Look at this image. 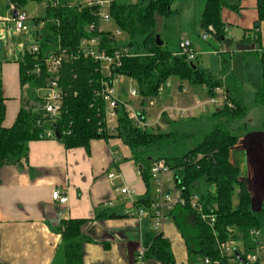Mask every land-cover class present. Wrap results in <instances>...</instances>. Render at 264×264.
Returning a JSON list of instances; mask_svg holds the SVG:
<instances>
[{
	"label": "trees",
	"instance_id": "16d2710c",
	"mask_svg": "<svg viewBox=\"0 0 264 264\" xmlns=\"http://www.w3.org/2000/svg\"><path fill=\"white\" fill-rule=\"evenodd\" d=\"M27 2L28 0H10L11 4L18 7ZM175 2L176 0H137L135 3L115 1L111 11L114 24L129 35L127 46L138 53L139 49L144 50L143 55L139 53L124 58L120 71L137 83L142 99L159 96V88L172 78H178L181 83L187 81L192 86H206L210 97L217 95L216 88H224L226 101L232 106L226 104L213 112L211 119L214 124L209 131L197 136L177 131L143 130L133 125L123 106L118 108V126L114 131L110 130L104 122L106 104L96 94L100 79L98 63L93 59L74 58L65 61L60 72V85L65 93L63 112L52 126L47 124L41 109H34L26 103L20 109L14 124L5 127V97L0 78V167L27 160L29 142L41 139L40 134L48 127L56 130L59 134L56 138L68 149H89L94 139L121 138L130 149L147 187V198L138 202L148 204L151 198V166L154 160L164 159L174 172L176 185L183 190L186 203L177 205L170 212V217L185 240L189 254L188 264H201L205 258H209L211 264H228L226 257L219 251L218 243L229 239L241 241L244 246V252L240 253L242 259L238 258L236 264H260L259 261L249 262L246 256L260 246V237H252L249 231H261L264 209L259 212L251 209L250 194L240 180L238 168L231 161V150L238 138L228 128L231 122L246 114L244 82L230 71L222 70L220 75H216L201 69L194 60L176 55L164 45L156 43V36L159 34L158 18L169 16L174 11ZM227 5L228 0H206L199 21L206 32H212L219 40L225 39L221 10ZM229 6L238 8L235 5ZM45 10V16L34 17L35 24L48 21L42 32L40 52L27 53L18 62L21 85L28 86L31 91L47 83L49 74L44 68V61L48 51L58 44L69 49L76 48L86 35L87 25L94 20L90 9L54 8L48 4ZM258 12L259 19L255 28H259L260 22L264 20V0H258ZM104 42L110 45V37L105 36ZM114 44L120 46L116 41ZM240 44L245 45V40ZM2 51L3 42L0 40V57L5 60ZM258 59L262 68V83L257 87L255 98L256 102L264 106V50L259 53ZM37 65L43 66L40 75L32 73ZM165 146H173L182 152L172 156L152 155ZM195 194H199L204 212L215 215L213 225L202 220L193 208L192 199ZM235 194L238 196L236 205ZM108 216L117 217L115 213ZM86 222V219L61 221L58 230L65 264H83V244L89 240L82 232ZM144 246V259L175 264L171 243L162 232H148Z\"/></svg>",
	"mask_w": 264,
	"mask_h": 264
},
{
	"label": "crops",
	"instance_id": "0c3cea01",
	"mask_svg": "<svg viewBox=\"0 0 264 264\" xmlns=\"http://www.w3.org/2000/svg\"><path fill=\"white\" fill-rule=\"evenodd\" d=\"M205 3L206 0L194 13L195 21H200ZM228 3L238 8L229 5L222 8L225 39L220 41L236 43L240 52L258 57L264 50V20L255 28L259 19L258 0H228ZM173 10L179 13V8ZM13 13L10 0H0V40L5 57L0 78L5 97V127L14 124L20 109L30 100L23 98V89L30 88L22 87L20 65L16 61L28 42L22 35H11ZM243 40L245 45L240 44ZM255 87L256 95L258 86ZM198 93L199 89L189 92L182 82L176 89L166 87L158 99H172L173 105L191 108L200 100ZM256 103V118L249 116L245 132L235 134L238 140L231 150V161L250 194L251 209L259 212L264 209V106ZM170 120L175 121L164 116L165 123ZM110 171L120 175L114 185L107 177ZM122 185L136 190V200L147 198V187L138 166L121 138L94 139L89 149H68L57 138L30 141L27 160L0 167V262L65 264L58 227L63 219H86L82 232L89 240L83 244V264H137L148 232H162L171 243L175 264H188L185 240L170 217L158 228L150 214L140 221L124 214L129 203L126 199L120 202L115 191V187ZM57 189L67 195V203L53 199V191ZM109 200H113L112 207L105 205ZM112 213L117 217L108 216ZM238 245L244 252L243 243L239 241ZM256 255V261L264 264L261 241ZM138 264L163 263L144 259Z\"/></svg>",
	"mask_w": 264,
	"mask_h": 264
},
{
	"label": "built area",
	"instance_id": "2783aa9c",
	"mask_svg": "<svg viewBox=\"0 0 264 264\" xmlns=\"http://www.w3.org/2000/svg\"><path fill=\"white\" fill-rule=\"evenodd\" d=\"M47 5L51 7H69L77 9H90L93 13L94 20L90 22L86 27V35L83 36L74 49L58 44L50 49L46 55L44 65L47 73L49 74L47 83L35 89V98L27 102V106L34 107V109H41L46 117V122L49 125H54L63 112L64 103V90L60 85V72L62 70L63 63L67 60L74 58H87L93 59L98 63V71L100 73L99 88L96 92L98 97H101L106 104L104 122L107 127L114 131L115 127L110 126L116 117L118 118V108L123 106L126 111L128 119H130L138 128L143 130L149 129L152 123L146 114L142 111H137L132 108L126 101H123L118 97L116 91V83L122 78L127 77L120 71L124 58L133 57L139 55L132 47L127 44H120L117 40L122 34V31L114 24L112 16V7L116 0H46ZM12 12L17 11L16 17L13 18V26L10 30L12 36L22 35L27 40L28 44L21 51L20 56L16 57V61L21 62L27 53L36 54L40 52V42L43 40V34L48 21H40L34 23V17L27 14L21 7L16 4H11ZM108 36L111 39L110 45L104 42V37ZM118 43L120 46L115 45ZM180 52L176 55H184L188 60H194L196 58L195 51L191 47L190 43L182 40L179 44ZM4 60L0 57V70ZM43 66L37 65L32 70V73L40 75ZM171 83L168 81L165 86L159 88V95H161L166 87H170ZM216 96H209L206 101H200L197 99L195 105L191 108H185L176 104L164 108L158 115V120L164 121V116L167 118L179 119L189 117L193 110L202 108L208 103L215 106L223 107L228 104L226 101L225 89L222 87L216 88ZM131 96L140 97L139 92L136 89H131ZM37 101V102H36ZM154 101H150V105H154ZM221 105V106H220ZM56 130L53 127H48L40 134L41 139L56 138ZM140 173V172H139ZM152 182L154 190L152 191L151 198L148 200V204L138 202L136 200V190L129 185H122L115 187V191L119 195L120 202L125 199L128 201L129 206L124 208V214L127 217L136 218L139 221L147 216L151 215L154 219L156 227H161L163 223L170 217V212L177 205H185L186 197L182 189L176 185V177L171 168L167 165L164 159H157L152 162L151 166ZM120 175L115 171H110L107 174L108 179L113 182ZM52 197L60 204H65L68 201L67 195L61 190L57 189L53 191ZM199 194H195L192 199L193 208L200 214L202 220L206 221L210 225L215 223L216 217L214 214L206 213L200 204ZM106 206H113V200L105 202ZM250 235L254 238H258L261 235V231L252 229ZM218 248L223 257H226L228 264H236L238 257L237 252L242 253L238 249V241L229 239L227 241H220ZM145 246L140 250L137 257V264L144 260ZM246 259L254 263L257 260V255L247 254ZM209 258H205L201 264H211ZM218 263V262H216Z\"/></svg>",
	"mask_w": 264,
	"mask_h": 264
},
{
	"label": "rangeland",
	"instance_id": "374dc122",
	"mask_svg": "<svg viewBox=\"0 0 264 264\" xmlns=\"http://www.w3.org/2000/svg\"><path fill=\"white\" fill-rule=\"evenodd\" d=\"M127 1L135 3L137 0ZM204 1L205 0H176L173 7L179 8V13L175 10L165 18H158L157 29L164 43V47L173 51L174 54L180 52L181 49L179 44L182 39L184 41L189 40L196 55L194 62L199 68L211 71L216 75H220L223 69L226 71L230 70L244 80L245 105L247 108L246 115L228 125V128L232 133L242 135L246 130L245 125L249 122V116H255L256 118V115H258V108H256L258 107V104L255 101V86H260L262 83L261 64L257 56L240 52L236 43L226 44L223 41H220L213 33L206 32L200 26L199 20H194V13L202 7ZM46 5V0H28L27 4L22 6L21 9L29 15L42 17L46 15ZM1 6V8H3V3ZM9 17H12V14H10ZM112 25L115 26V24ZM129 38V35L122 31V34L117 41L120 44H125ZM7 48L10 50V46ZM139 53L140 55H143L144 50L139 49ZM169 82L174 89L178 88L181 83L178 78H172ZM183 86L187 88L189 92L199 89L198 96L200 97V101H206L209 99L206 86H192L187 81L183 82ZM131 89H136L138 91V85L129 77H124L116 83L118 97L123 101H126L135 110L142 111L146 114L147 118H149L152 123V126L148 127L150 130L158 132L177 131L179 133L200 136L209 131L212 128V124H214L211 117L218 107L214 104L208 103L202 108L193 110L189 117L174 119L175 121L173 122L170 120V122L165 123L162 119L158 120V115L164 108L172 106L173 100L168 99L160 101L158 99L160 95L155 98L145 99H142L141 96L133 97L130 94ZM23 98L33 100L35 98V91H31L26 87L23 89ZM142 100H144V103H142ZM150 101H154V105H150ZM110 126L115 128L118 126L117 117L112 123H110ZM186 149H188V147ZM181 152V149L176 150L173 146H165L158 152L154 151L152 155L157 156L158 154H161L162 156H172L180 154ZM136 166L138 165L136 164ZM151 190H154L153 184ZM237 202L238 196L235 194L234 204L236 205ZM259 239L263 244L264 219L261 224V235ZM258 250L259 247L255 252L250 254L256 255Z\"/></svg>",
	"mask_w": 264,
	"mask_h": 264
},
{
	"label": "water",
	"instance_id": "95a60500",
	"mask_svg": "<svg viewBox=\"0 0 264 264\" xmlns=\"http://www.w3.org/2000/svg\"><path fill=\"white\" fill-rule=\"evenodd\" d=\"M13 15H14V17H16V15H17V11H14ZM156 43H157L158 45H163V41H162V39H161V37H160L159 34L156 36ZM58 136H59V134L56 133V137H58ZM263 208H264V205H263ZM237 257H238L239 259H242V258H241V254H240L239 252H237Z\"/></svg>",
	"mask_w": 264,
	"mask_h": 264
},
{
	"label": "bare ground",
	"instance_id": "6f19581e",
	"mask_svg": "<svg viewBox=\"0 0 264 264\" xmlns=\"http://www.w3.org/2000/svg\"><path fill=\"white\" fill-rule=\"evenodd\" d=\"M33 99V98H32ZM250 232V231H249ZM221 256V255H220ZM222 258V257H221Z\"/></svg>",
	"mask_w": 264,
	"mask_h": 264
}]
</instances>
